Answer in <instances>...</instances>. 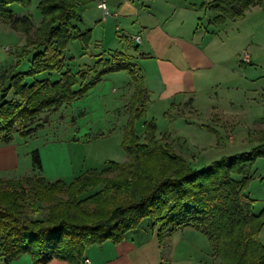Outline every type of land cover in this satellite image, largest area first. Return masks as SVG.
I'll return each instance as SVG.
<instances>
[{
  "label": "trees",
  "instance_id": "1",
  "mask_svg": "<svg viewBox=\"0 0 264 264\" xmlns=\"http://www.w3.org/2000/svg\"><path fill=\"white\" fill-rule=\"evenodd\" d=\"M92 1L39 0L42 18L31 39V16L13 19L9 9L14 3L27 7L30 0H0V21H12L27 37L21 57L29 48L33 51L28 71L11 70L0 78L2 143H10L14 133L31 136L43 126L36 124L43 114L82 98L107 74L125 71L133 83L122 138L124 163L109 162L70 182H50L41 175L35 150L31 174L0 177V264L23 254L32 264L53 259L82 264L90 247L122 243L144 220L156 231L160 249L175 230L189 228L207 238L219 264H264V210L254 214L245 191L253 164L264 158V136L263 143L248 152L192 168L170 144L156 138L155 121L145 119L147 90L130 56L115 51L108 58L98 56L85 70L73 73L66 68L64 51L70 41L78 40L83 49L90 45L91 30L80 34L73 22L82 20L80 8ZM251 7L264 10V0H211L201 6L218 13L214 24L240 18ZM40 73L59 78L24 83ZM160 264L168 262L161 258Z\"/></svg>",
  "mask_w": 264,
  "mask_h": 264
},
{
  "label": "rangeland",
  "instance_id": "2",
  "mask_svg": "<svg viewBox=\"0 0 264 264\" xmlns=\"http://www.w3.org/2000/svg\"><path fill=\"white\" fill-rule=\"evenodd\" d=\"M38 3L39 0H30L27 7L16 3L9 7L13 19L31 16V39L42 18ZM80 14L83 21L73 24L76 31L83 33L94 27V20L83 10ZM209 16L200 15L202 27L214 35L219 47L229 56L227 67L230 77H220V84L212 96L214 102L211 105L216 106L219 112L217 120L212 121L206 112L200 113L202 110L189 112L186 107L179 111L171 109L165 115L163 108L150 106L145 114L146 120H155L156 137L167 134L171 141L165 143L170 144L173 151L182 155L194 169L209 166L222 157L248 152L262 144L261 137L264 136V10L251 7L242 17L217 25L208 24ZM109 20L113 19L109 17ZM98 24L95 33L103 37L102 42L92 43L86 49L78 40L69 42L64 56L66 68L71 72L91 67L98 55L108 58L118 51L138 56L133 49L136 44L128 38L131 37L128 28L106 29L103 36L105 22L101 20ZM26 43V35L16 30L12 21H0V78L11 70L14 73L29 70L33 51L29 48L28 55L21 57ZM245 50L249 54V63L242 62ZM137 58L133 64L137 63ZM58 78L56 73H40L33 78L27 77L24 83L44 79L56 81ZM132 92L133 83L125 71L110 73L82 98L55 112L43 114L36 123L43 126L31 136L12 135L10 144L19 168L0 176L17 178L27 173L32 168V152L35 150L41 160L43 175L49 181L70 182L87 171L104 169L109 162L124 163L126 155L122 149V138L128 119L126 105ZM4 145L0 141V147ZM232 177L241 179L236 175ZM250 177L245 191L253 200V213L259 214L264 210V158L255 161ZM151 233L150 222L144 220L136 230L127 234V238L131 240L137 236L134 241H146ZM260 242L264 245V227ZM159 256L168 264H219L212 255L207 238L189 228L175 230L159 248Z\"/></svg>",
  "mask_w": 264,
  "mask_h": 264
},
{
  "label": "crops",
  "instance_id": "3",
  "mask_svg": "<svg viewBox=\"0 0 264 264\" xmlns=\"http://www.w3.org/2000/svg\"><path fill=\"white\" fill-rule=\"evenodd\" d=\"M98 1L94 0L80 8L83 13H89L88 17L94 20V27L89 29L91 30L89 46L103 40L98 32L95 33L101 20L105 22V26L102 27L103 36L106 29L114 28L117 31L119 28H128L129 35L140 37L141 44L137 47L138 52L135 51L138 56L125 55L130 56L132 62L138 57L137 63L134 64L147 90L146 111L150 106L161 107L166 110L164 111L166 115L171 109L179 111L180 108L186 107L189 112L197 113L200 110H202L200 113L206 112L215 122L219 112L216 106L211 105L214 102L212 96L220 84V77H230V74L227 67L229 56L219 47L214 35L202 27L200 17L202 13L210 14L209 25H217L213 23V19L218 13L204 11L201 8L202 4L211 0L192 3L189 0H137L132 3L106 0L112 21L100 17L102 12L97 7ZM81 19L83 21L82 15ZM77 32L82 34L81 31ZM96 35L98 36L95 38ZM135 47L133 46V49ZM232 71L235 72V69ZM157 139L171 141L167 134ZM175 140L180 142L179 138ZM18 168V159L11 144L0 147V174L10 173ZM26 172L22 176L31 174L32 168ZM41 175L49 181L43 172ZM136 237L134 236L131 241L126 236L125 240L117 245L110 242L94 245L86 251L85 259L89 264H160L156 231L153 230L150 239L146 241L142 239L134 241ZM10 264L32 262L29 255L23 254ZM49 264L67 262L53 259Z\"/></svg>",
  "mask_w": 264,
  "mask_h": 264
},
{
  "label": "built area",
  "instance_id": "4",
  "mask_svg": "<svg viewBox=\"0 0 264 264\" xmlns=\"http://www.w3.org/2000/svg\"><path fill=\"white\" fill-rule=\"evenodd\" d=\"M120 1H126V2H129V3H132V2H135L137 0H120ZM142 1H151V0H142ZM97 7L101 10L102 12V18L103 19H107L109 17H111V14L109 13L108 11V7H107V3H106V0H99L98 3H97ZM124 37V35H122ZM132 42H134L136 45H140L141 44V39L139 36H131V37H128ZM249 54L248 52L245 50L242 54V62L244 63H249ZM84 264H89V261L88 260H84L83 262Z\"/></svg>",
  "mask_w": 264,
  "mask_h": 264
}]
</instances>
